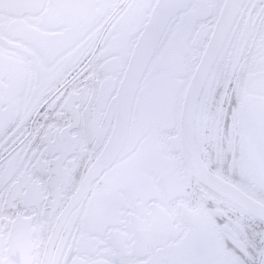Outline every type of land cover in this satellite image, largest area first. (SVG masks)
<instances>
[{
  "label": "snow or ice",
  "instance_id": "obj_1",
  "mask_svg": "<svg viewBox=\"0 0 264 264\" xmlns=\"http://www.w3.org/2000/svg\"><path fill=\"white\" fill-rule=\"evenodd\" d=\"M0 264H264V0H0Z\"/></svg>",
  "mask_w": 264,
  "mask_h": 264
}]
</instances>
